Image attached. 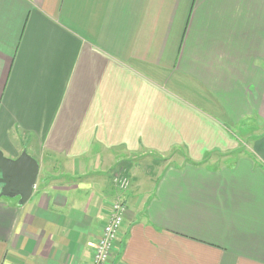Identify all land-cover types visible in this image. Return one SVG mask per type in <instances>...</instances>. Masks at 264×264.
Returning a JSON list of instances; mask_svg holds the SVG:
<instances>
[{"label": "crops", "instance_id": "crops-1", "mask_svg": "<svg viewBox=\"0 0 264 264\" xmlns=\"http://www.w3.org/2000/svg\"><path fill=\"white\" fill-rule=\"evenodd\" d=\"M250 124L264 0H0V149L40 164L28 201L0 196V264H92L115 199L108 264H264Z\"/></svg>", "mask_w": 264, "mask_h": 264}, {"label": "water", "instance_id": "water-1", "mask_svg": "<svg viewBox=\"0 0 264 264\" xmlns=\"http://www.w3.org/2000/svg\"><path fill=\"white\" fill-rule=\"evenodd\" d=\"M40 171V164L27 150L9 157L0 149V196L16 198L24 204L31 197Z\"/></svg>", "mask_w": 264, "mask_h": 264}, {"label": "built area", "instance_id": "built-area-1", "mask_svg": "<svg viewBox=\"0 0 264 264\" xmlns=\"http://www.w3.org/2000/svg\"><path fill=\"white\" fill-rule=\"evenodd\" d=\"M115 186L119 190L127 189L130 180L127 176L116 173L114 177ZM126 206L121 199H115L111 204L110 215L98 238L92 264H108L113 253L115 242L122 231L125 221Z\"/></svg>", "mask_w": 264, "mask_h": 264}, {"label": "rangeland", "instance_id": "rangeland-1", "mask_svg": "<svg viewBox=\"0 0 264 264\" xmlns=\"http://www.w3.org/2000/svg\"><path fill=\"white\" fill-rule=\"evenodd\" d=\"M235 134L239 136V138L241 139V141L245 144V145H249L250 143H252L253 141H256L259 138L264 137V125H255V124H250V126L243 130L242 128H235L234 129ZM169 154L166 155V158L164 159L165 161L170 160L174 161L176 163H180L181 162V158L182 156L179 153H173V155H171L172 157H170L169 159ZM141 163H144V161H141ZM47 169L51 172H60V167H57L55 170L53 168V164L51 162V160H48L47 162L43 163V170ZM122 172V171H121ZM119 173V172H117ZM116 174V173H115ZM114 174V177H115ZM122 175H124L123 173H121ZM126 176V175H124ZM129 179V177H128ZM130 180V179H129Z\"/></svg>", "mask_w": 264, "mask_h": 264}]
</instances>
